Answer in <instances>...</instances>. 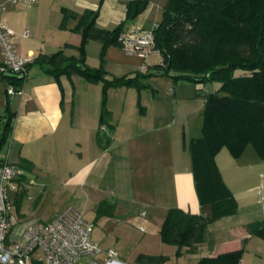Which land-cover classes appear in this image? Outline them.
<instances>
[{"label":"crops","instance_id":"crops-1","mask_svg":"<svg viewBox=\"0 0 264 264\" xmlns=\"http://www.w3.org/2000/svg\"><path fill=\"white\" fill-rule=\"evenodd\" d=\"M165 2L150 0L143 12L127 21L125 0H38L5 8L2 20L14 32L16 52L33 59L23 87L12 94L0 74V106L10 115L0 156L23 171L19 192L10 193L11 212L17 221L19 216L23 220L25 208H42L47 201L53 217L64 199H81L83 209L94 206L97 216L116 218L119 210V216L142 232L144 248L131 264H198L201 259L204 264H232L217 258L242 248L235 264H264V238L246 230L248 223L264 221V158L251 144L237 156L226 147L214 155L236 199V213L209 222L204 240L193 246L178 249L161 239L170 208L201 213L186 143L202 134L204 85L153 74L139 85L108 86L103 95L101 80H89L75 70L53 74L36 60L57 52L66 58L83 54V64L102 67L108 79L148 72L161 63L159 52L146 58L128 54L102 30L123 21L121 32L150 29ZM87 12H97L94 32L99 36L80 49V25ZM25 31L28 36L22 35ZM103 107L107 125L101 120ZM99 131L107 134V141L99 138ZM136 205L138 213L127 211ZM30 218L17 222L13 239L29 222L41 221Z\"/></svg>","mask_w":264,"mask_h":264},{"label":"trees","instance_id":"trees-1","mask_svg":"<svg viewBox=\"0 0 264 264\" xmlns=\"http://www.w3.org/2000/svg\"><path fill=\"white\" fill-rule=\"evenodd\" d=\"M149 1L125 0V21L143 12ZM96 15L97 12H87L83 17L80 49L89 38L99 36V32H94ZM125 21L102 32L119 44L117 37ZM152 30L154 47L162 60L145 73L138 71L108 79L102 67L85 66L83 54L79 58H66L57 52L38 56L36 60L53 74L75 70L89 80H101L103 95L108 86L139 85L141 79L153 74L212 85V93H205L202 134L186 143L201 213L170 208L160 229L162 241L180 249L202 242L209 222L237 211L236 199L215 163L217 151L226 147L237 156L251 144L264 158V0H166ZM32 63L33 59L27 65L28 70ZM3 77L16 90L25 82L13 75ZM8 115H4L0 147L10 130ZM105 116L103 107L101 120L107 125ZM98 135L108 140L106 133L101 131ZM246 230L264 238V221L250 222ZM242 249L217 260L229 259L235 264ZM205 262L201 259L198 264Z\"/></svg>","mask_w":264,"mask_h":264},{"label":"built area","instance_id":"built-area-1","mask_svg":"<svg viewBox=\"0 0 264 264\" xmlns=\"http://www.w3.org/2000/svg\"><path fill=\"white\" fill-rule=\"evenodd\" d=\"M38 0H0V50L3 62L1 75H13L26 80L31 57L19 55L12 42L13 30L2 20L7 6L33 5ZM28 36V32L22 33ZM117 40L128 54L146 58L157 53L152 28H131L121 32ZM7 93L18 91L7 84ZM23 171L0 156V264H131L119 257L114 249L103 250L91 238L93 222L85 211L67 204L49 220L29 222L17 239L11 232L17 218L11 212V192H19ZM264 189V179L261 182Z\"/></svg>","mask_w":264,"mask_h":264},{"label":"rangeland","instance_id":"rangeland-1","mask_svg":"<svg viewBox=\"0 0 264 264\" xmlns=\"http://www.w3.org/2000/svg\"><path fill=\"white\" fill-rule=\"evenodd\" d=\"M5 11L6 9L4 10V12ZM0 114L9 113L6 111L5 113H3V109L0 106ZM1 130L2 128L0 129V133ZM30 191H32V189ZM27 199V196H25V198L23 199L24 208L25 203L28 201ZM67 204H72L75 207H79L82 209L85 206L82 203L81 199L73 200L66 198L64 199V201H62V206L64 207ZM85 209L86 210L83 209L85 211V218L90 219L94 224L92 238L100 243V247L103 250L114 249L119 255V257L123 260H126L130 263L136 262L135 256L139 252H141V250H143L142 248H144V244L142 243L141 239L143 236L142 232H140L131 222L127 221V219H125L127 217L119 216V210L116 213V218H105L96 215L97 210H94V206L87 205ZM126 210L127 209H125V212ZM140 210L141 209L139 208V206L136 205L131 209H128L127 211L133 214L138 213ZM25 212V216L27 218L33 217V219L36 218L45 222L50 219V217L53 215L54 210L51 205L49 206V203H47L46 201L42 208L35 209L33 206H30V209L25 208ZM21 218L22 217L19 216V222L26 221L25 218H23V220Z\"/></svg>","mask_w":264,"mask_h":264},{"label":"water","instance_id":"water-1","mask_svg":"<svg viewBox=\"0 0 264 264\" xmlns=\"http://www.w3.org/2000/svg\"><path fill=\"white\" fill-rule=\"evenodd\" d=\"M204 88H205V92L207 94L212 93V85L210 83L205 84V87Z\"/></svg>","mask_w":264,"mask_h":264}]
</instances>
